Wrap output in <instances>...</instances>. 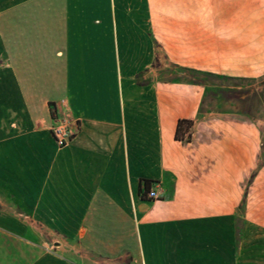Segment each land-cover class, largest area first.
I'll return each instance as SVG.
<instances>
[{
    "label": "crops",
    "instance_id": "crops-1",
    "mask_svg": "<svg viewBox=\"0 0 264 264\" xmlns=\"http://www.w3.org/2000/svg\"><path fill=\"white\" fill-rule=\"evenodd\" d=\"M69 1L0 4V204L30 220L0 210V264H81L22 238L45 230L64 252L128 264H263L234 226L256 170L248 117L200 113L204 86L185 78L139 80L264 75V0H112L104 14ZM55 106L78 126L63 148ZM179 120L190 142L174 139Z\"/></svg>",
    "mask_w": 264,
    "mask_h": 264
},
{
    "label": "rangeland",
    "instance_id": "rangeland-1",
    "mask_svg": "<svg viewBox=\"0 0 264 264\" xmlns=\"http://www.w3.org/2000/svg\"><path fill=\"white\" fill-rule=\"evenodd\" d=\"M120 3L126 4L131 3L134 0H119ZM31 0H0L1 5H9L16 3H30ZM70 3L75 4H86L91 8H94L95 5L102 7L103 14L105 13V7L108 4L112 3V0H70ZM134 2H137L135 0ZM90 8V9H91ZM93 15V12H88V14ZM158 64H156V67ZM263 76V75H262ZM262 76L257 77H240V78H250L255 81L252 83H236L240 87H245L246 89H252L257 94H260L263 89L260 85L259 79ZM174 77H181L189 80V78L180 75L177 70H174L172 67H166L162 70H157L151 73V76L145 78H140V82H148L152 80H162L167 81L171 80ZM217 85L220 83L215 82ZM203 111L208 112L210 110H220L222 112H247L248 122L256 129L259 135L258 145H256V157L254 159L255 171L252 173L251 177L248 180L247 193L243 202L239 205V209H236L238 216L236 217L235 227L245 228L247 234V243L248 244H259L263 246L264 250V104L261 102L260 97H255L252 95V92L249 95V100L243 102H220L218 99H213L207 97L204 100ZM146 200V197H144ZM0 210H4L9 213L11 216L16 217L25 222L28 225L30 220H24L21 216V209L19 206L14 205L6 201L4 204H0ZM28 215V214H27ZM24 242L34 244L36 246H41L45 249L53 251L59 249L56 247V244H62V248L58 251L59 254L70 255V257L81 263V264H128L129 256L127 253H122L117 258L105 259L99 257L93 253H90L80 247H77L76 251H72L71 254L64 252V249L67 250L65 244L68 242L64 237L52 233H48L45 230L43 234L32 235L27 233L22 237ZM75 243V242H73ZM26 250V249H25ZM23 255H28L31 257V253L25 252ZM253 254V252H252ZM263 261H260L264 264V251H263Z\"/></svg>",
    "mask_w": 264,
    "mask_h": 264
},
{
    "label": "trees",
    "instance_id": "trees-1",
    "mask_svg": "<svg viewBox=\"0 0 264 264\" xmlns=\"http://www.w3.org/2000/svg\"><path fill=\"white\" fill-rule=\"evenodd\" d=\"M180 72L186 75L190 80H180L173 79V82H185L188 84L204 86V100L207 97L213 99H218L220 102H243L249 100V95L252 92V95L255 97H260L261 102L264 104V75L259 79L260 86L263 88L260 94H257L252 89H246L245 87H240L235 85L236 83H252L255 80L250 78H240V77H229L224 75H216L212 73H206L198 70L180 68ZM139 76H136V82ZM215 82L220 83L217 85ZM203 104L199 109L200 113H203ZM52 106V104H50ZM222 113V111L210 110L208 113ZM241 115H248L247 112H239ZM194 122L190 120H179L176 126L174 139L181 142H190L191 139V126ZM151 182L143 181V191L147 192L149 190Z\"/></svg>",
    "mask_w": 264,
    "mask_h": 264
},
{
    "label": "built area",
    "instance_id": "built-area-1",
    "mask_svg": "<svg viewBox=\"0 0 264 264\" xmlns=\"http://www.w3.org/2000/svg\"><path fill=\"white\" fill-rule=\"evenodd\" d=\"M52 113V126L50 127L51 135L58 146V148H63L75 137L78 126L67 114L61 112V108L55 106L51 110ZM147 201L157 200L159 197L158 190L152 188L145 193Z\"/></svg>",
    "mask_w": 264,
    "mask_h": 264
}]
</instances>
